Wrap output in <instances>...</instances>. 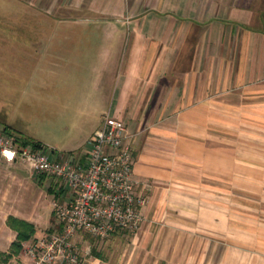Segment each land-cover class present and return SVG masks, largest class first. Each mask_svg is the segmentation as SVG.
Wrapping results in <instances>:
<instances>
[{
	"label": "crops",
	"instance_id": "crops-1",
	"mask_svg": "<svg viewBox=\"0 0 264 264\" xmlns=\"http://www.w3.org/2000/svg\"><path fill=\"white\" fill-rule=\"evenodd\" d=\"M0 3L21 17L0 27L4 60L28 73L6 75V93L21 101L30 83L80 67L87 143L105 114L132 142L142 222L101 240L87 264H264V0ZM0 125L26 137L1 109ZM87 150L53 156L83 163ZM37 176L71 199L61 180Z\"/></svg>",
	"mask_w": 264,
	"mask_h": 264
},
{
	"label": "built area",
	"instance_id": "built-area-1",
	"mask_svg": "<svg viewBox=\"0 0 264 264\" xmlns=\"http://www.w3.org/2000/svg\"><path fill=\"white\" fill-rule=\"evenodd\" d=\"M133 152L123 121L108 114L93 131L83 163L55 158L46 145H22L0 129V159L28 164L71 193L68 202L53 203L57 227L22 244L30 264H82L87 252L78 246V234L106 241L137 230L146 197L131 178Z\"/></svg>",
	"mask_w": 264,
	"mask_h": 264
},
{
	"label": "rangeland",
	"instance_id": "rangeland-1",
	"mask_svg": "<svg viewBox=\"0 0 264 264\" xmlns=\"http://www.w3.org/2000/svg\"><path fill=\"white\" fill-rule=\"evenodd\" d=\"M0 8V27L5 26L6 22H12V25L20 24V16L5 17L1 3ZM5 36L7 35L0 34V109L3 114L6 113L11 124L24 132L25 138L42 142L57 155L65 154L67 157V153L88 149L86 122L78 114L79 106H84L86 94L91 90L90 82L80 79V76H86L88 71L80 74L78 72L80 67L73 65L61 67L62 75L59 81L57 79L53 81L52 77H49L48 82H43L39 86L30 83L29 91L24 98L21 101L17 100L20 93L16 87L13 88V92L8 90L6 93L5 76L13 74L21 81L20 77H25L28 73L22 74L19 67L14 66L11 69L6 64L3 56ZM53 82H56L54 87ZM20 84L14 82L13 86ZM0 129H3L1 125ZM52 185L53 180L39 182L37 174L30 169L0 161V251H7L14 239L15 232L5 223L9 215L32 222L35 226L34 236L48 233L57 227L53 203L62 199L59 194L55 196L48 191ZM76 240L82 251L87 252L84 255V264L94 256L91 255L92 250L95 251L94 254L99 253V257L101 256L104 241L82 233L76 236ZM115 259L113 253L110 261L114 262ZM0 264L30 262L22 247L19 254L1 261Z\"/></svg>",
	"mask_w": 264,
	"mask_h": 264
},
{
	"label": "trees",
	"instance_id": "trees-1",
	"mask_svg": "<svg viewBox=\"0 0 264 264\" xmlns=\"http://www.w3.org/2000/svg\"><path fill=\"white\" fill-rule=\"evenodd\" d=\"M17 140L22 145L30 144L34 147H41L43 146L42 143L34 140L27 139L25 137H18ZM6 224L12 230L16 232L14 240L11 241L9 248L7 251H0V262L5 261L11 258L14 255L19 254L22 249V242L28 240L32 237L35 233V226L33 223L26 221L24 219H19L14 216H8L6 220ZM94 252V251H92Z\"/></svg>",
	"mask_w": 264,
	"mask_h": 264
}]
</instances>
